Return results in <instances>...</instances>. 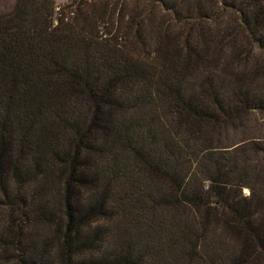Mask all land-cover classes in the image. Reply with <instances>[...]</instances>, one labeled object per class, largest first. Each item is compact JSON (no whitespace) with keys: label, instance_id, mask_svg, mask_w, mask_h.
Wrapping results in <instances>:
<instances>
[{"label":"trees","instance_id":"1","mask_svg":"<svg viewBox=\"0 0 264 264\" xmlns=\"http://www.w3.org/2000/svg\"><path fill=\"white\" fill-rule=\"evenodd\" d=\"M147 1L0 15V264H264V0Z\"/></svg>","mask_w":264,"mask_h":264},{"label":"rangeland","instance_id":"2","mask_svg":"<svg viewBox=\"0 0 264 264\" xmlns=\"http://www.w3.org/2000/svg\"><path fill=\"white\" fill-rule=\"evenodd\" d=\"M71 1L72 0H53L54 4L56 5L55 10H54V15H53L54 23H57L58 19L69 16L67 15L65 10L64 11L62 10V8L63 6H65ZM84 1H87L91 4L93 3L97 4V6H101L102 8H104L106 3L108 5H110L111 3L112 8L108 7V10L110 13H112L111 9L113 8L118 9V7H120L121 10L119 13L123 15L124 21H127L126 27L124 29L123 28L121 29V34L125 35V33L127 32L132 33L134 32V30H137L138 34L141 35V40H142L141 44H143V46L145 47L146 53L148 52L153 53V51L158 52V53L159 52L163 53V49L165 50V48L162 46L161 49L157 51L154 45L153 38L156 34H155V31H153V28L157 26V24L162 20L161 18L164 16V14L160 11V8L157 5H153L147 0H84ZM15 2L16 0H0V15L11 12V10L13 9L15 5ZM137 13H140V16L148 13V16L146 18V23H144L143 25L136 24V22L139 23L138 21L139 18L137 17L134 19L133 16H136ZM110 16H112V14ZM164 19H165V16H164ZM161 29L162 31L174 29V23L169 24V25H163ZM99 34H101V30ZM150 61H153V60L151 59ZM255 115L256 114H253L254 117L260 116V115H256V116ZM247 126L249 130H251L254 127V121L251 120V122H249ZM242 193L243 195L247 194V189L246 188L243 189ZM85 196L86 194L83 195V197ZM121 222H124V221L116 219V221L113 224H109L108 221H102V222H99V224H97V227L102 229V232L104 233L103 239H102L103 244L99 247V250L109 248L110 245L111 247H113L115 241H113L111 236H113V234H117L116 238H118V235H119L118 226L120 228V231H122V226L120 224ZM92 227L93 226H89L88 229L91 230ZM207 242L209 241L207 240ZM203 250H204V247H200V251L202 252ZM147 252L150 255V257L146 256V259H145L146 263L158 264L157 261L156 260L153 261L151 257L152 249H150ZM153 257H155V255ZM159 257L160 255L158 256V260H159ZM204 257L207 258L208 256L206 255Z\"/></svg>","mask_w":264,"mask_h":264}]
</instances>
